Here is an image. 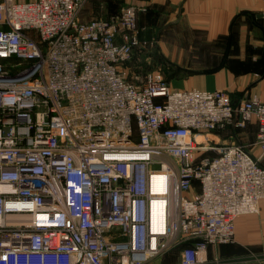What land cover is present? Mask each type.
<instances>
[{"label": "built area", "instance_id": "1", "mask_svg": "<svg viewBox=\"0 0 264 264\" xmlns=\"http://www.w3.org/2000/svg\"><path fill=\"white\" fill-rule=\"evenodd\" d=\"M86 1L0 0V264H209L264 200V100L174 88L136 4ZM254 121L258 155L216 142Z\"/></svg>", "mask_w": 264, "mask_h": 264}, {"label": "crops", "instance_id": "2", "mask_svg": "<svg viewBox=\"0 0 264 264\" xmlns=\"http://www.w3.org/2000/svg\"><path fill=\"white\" fill-rule=\"evenodd\" d=\"M130 3L139 9L141 38L156 40L157 69L174 88L222 89L234 98L257 95L264 100V0ZM142 49L131 62L154 69L147 66L152 59L145 56L147 48ZM257 133L254 121L245 128L231 125L217 132L215 140L220 145L243 144L258 155ZM246 252L264 253V200L258 213L237 218L234 242L209 247V264L216 260L219 264H264L238 260Z\"/></svg>", "mask_w": 264, "mask_h": 264}, {"label": "rangeland", "instance_id": "3", "mask_svg": "<svg viewBox=\"0 0 264 264\" xmlns=\"http://www.w3.org/2000/svg\"><path fill=\"white\" fill-rule=\"evenodd\" d=\"M130 0H87L84 4V7L81 11V18L83 20H87L89 18L92 17H107V18H111L117 14L120 13V11L130 5ZM141 30L139 29V36L141 38ZM142 38H145L142 36ZM141 38V39H142ZM143 41H146V46H144V48L142 50H144L145 48H147V50L145 51V56L146 57H151L152 59L150 60L151 62L149 63V65H147L148 67H153L155 69H157L158 64L155 62V59L157 57L158 54H160L158 52V50L156 49L157 45H156V40L152 37L149 40L151 41H147L145 39H142ZM149 47V48H148ZM152 48V49H151ZM135 59V58H134ZM161 59L160 57L157 58ZM169 75H172L169 74ZM247 260V262L249 263H264V253H253V252H246V255L244 257L239 258L238 260H242V259ZM177 260V252L176 251H170L169 253H167L165 256L159 257L158 259L155 260V262L158 263H171V262H175ZM233 261V260H231ZM237 261V260H235ZM219 260H216L214 262H212L211 264H219L218 263Z\"/></svg>", "mask_w": 264, "mask_h": 264}, {"label": "bare ground", "instance_id": "4", "mask_svg": "<svg viewBox=\"0 0 264 264\" xmlns=\"http://www.w3.org/2000/svg\"><path fill=\"white\" fill-rule=\"evenodd\" d=\"M163 180V176L162 175H159L156 177V181H157V184L158 185H161V181ZM162 204V203H161ZM156 217L159 219V225L160 226H157L158 229L162 228L163 229V221H164V210H163V207L160 206L157 210V214H156Z\"/></svg>", "mask_w": 264, "mask_h": 264}]
</instances>
